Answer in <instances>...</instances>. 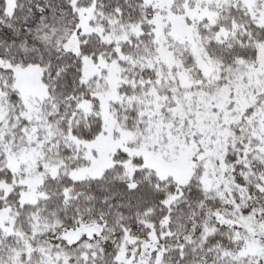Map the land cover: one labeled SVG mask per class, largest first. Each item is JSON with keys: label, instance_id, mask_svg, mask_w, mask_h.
Instances as JSON below:
<instances>
[{"label": "snow or ice", "instance_id": "snow-or-ice-1", "mask_svg": "<svg viewBox=\"0 0 264 264\" xmlns=\"http://www.w3.org/2000/svg\"><path fill=\"white\" fill-rule=\"evenodd\" d=\"M0 264H264V0H0Z\"/></svg>", "mask_w": 264, "mask_h": 264}]
</instances>
